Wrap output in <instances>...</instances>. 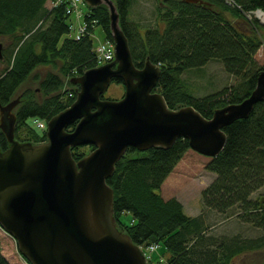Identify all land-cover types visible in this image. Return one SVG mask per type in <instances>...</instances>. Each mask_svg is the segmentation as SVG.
<instances>
[{
  "label": "trees",
  "instance_id": "obj_1",
  "mask_svg": "<svg viewBox=\"0 0 264 264\" xmlns=\"http://www.w3.org/2000/svg\"><path fill=\"white\" fill-rule=\"evenodd\" d=\"M49 1L53 0H0V38L6 37V51L10 52L3 54L6 67L0 72V102L7 103L30 77L38 82L45 96L37 102L28 94L21 95L15 138L22 142L45 141V133H36L26 122L33 118L49 120L67 108L75 99L74 90L65 88L76 87L70 79L99 66L91 37L94 26H101L105 39L112 41L104 5L85 8L83 20L88 32L76 40L68 29L70 15L65 5L48 9ZM113 1L134 65L141 68L149 58L161 68L156 90L170 109L190 105L209 119L215 109L240 103L254 90L258 74L264 70L255 58L264 40L256 20L249 21L244 14L264 11V0H231L233 7L225 0H200L206 3L204 6L192 1L164 0L162 8L157 3L164 27L149 28L144 34L128 20L133 0ZM225 12L234 20H229ZM212 60L221 62L235 80L234 85L203 97L192 95L181 75ZM39 68L49 69L42 76H31ZM113 82L122 85L120 80ZM223 131L225 146L206 165L215 178L201 193L203 208L216 211L224 220L236 217L261 229L263 235L244 239L239 235L211 234L207 231L213 225L202 213L188 216L181 202L175 198L165 200L160 195L162 183L189 150L186 139H178L169 149L138 151L129 147L106 182L113 190L118 228L136 245L157 244L169 254L155 252L152 260L162 258L164 264H232L237 256L264 248V197L252 198L264 186V99L254 105L247 118L233 121ZM6 148L0 133V149ZM92 148L74 147L72 157L77 161ZM122 215L129 216V222L121 221ZM0 264H9L1 249Z\"/></svg>",
  "mask_w": 264,
  "mask_h": 264
},
{
  "label": "water",
  "instance_id": "obj_2",
  "mask_svg": "<svg viewBox=\"0 0 264 264\" xmlns=\"http://www.w3.org/2000/svg\"><path fill=\"white\" fill-rule=\"evenodd\" d=\"M82 1L107 8L114 59L70 79L75 99L47 121L41 143L15 138L21 95L0 102V133L7 142L0 149V228L30 264H148L116 224L106 182L115 164L129 147L169 149L178 139L198 154L217 156L226 143L223 128L247 118L264 99V70L247 98L215 109L209 119L190 105L170 109L156 90L161 68L149 58L141 68L134 65L114 1ZM116 79L123 96L104 98ZM89 145V153L75 161L71 149Z\"/></svg>",
  "mask_w": 264,
  "mask_h": 264
},
{
  "label": "rangeland",
  "instance_id": "obj_3",
  "mask_svg": "<svg viewBox=\"0 0 264 264\" xmlns=\"http://www.w3.org/2000/svg\"><path fill=\"white\" fill-rule=\"evenodd\" d=\"M225 2L228 5L230 4L229 6L232 5L231 7L234 6L231 0H225ZM46 8H50L49 2L46 3ZM83 8L85 9V7ZM248 14L258 20L257 24L259 25V32L264 40V23L256 17V13ZM225 16L229 20H234L228 12H225ZM70 19L71 21H74V15L71 16ZM128 20L139 28L141 34H144L145 30L149 28L158 27L162 29L164 27L163 23L159 20L156 0H133L129 10ZM73 33L74 32L72 31L71 35H73ZM105 40V32L103 28L96 25L92 36L93 47L95 48L98 44L105 42ZM0 43L2 44V52L4 56L8 55L10 52L6 51V49L8 48L9 42L6 37H1ZM255 58L259 66H264V44L261 45ZM5 67L6 62L4 59H0V72ZM47 69L49 68H39L35 70L31 76L35 73L42 76L48 71ZM53 72L59 73L58 71ZM181 77L189 92L197 97L213 94L218 90L232 86L235 83V80L225 72L221 62L217 60H212L201 68L189 69L185 71ZM38 85V82L30 77L16 89L12 98L17 97L18 95L24 96L28 94L30 97H33L34 100L40 102L45 96L39 90ZM65 88L72 90L75 89V87L71 85H67ZM123 93V86L112 82L106 91L104 98L120 99L123 96ZM36 120L39 119H30L26 124L29 127L32 126V130L34 129L36 133L44 132L36 127V123L34 122ZM47 121V119L44 120L45 125ZM42 122L43 120L41 119V123ZM191 151L192 150L189 148V150L186 151L189 155H186V152L183 154L172 173L162 183L158 190L160 195L165 200L170 198L177 199L182 203L184 213L188 216L194 217L202 213L205 216L206 222L213 225L212 228H208L209 230L207 231L211 234L239 235L244 239L262 236L263 231L261 229L243 223L236 217L224 220L216 211L203 208L201 193L213 181L215 173L206 169V165L210 161L209 157ZM263 197L264 186L252 194L253 199L258 200ZM129 219L130 217L127 215L121 216V221L123 222H129ZM0 249L3 257H5L9 264H28L19 254L15 240L2 229H0ZM157 252H165L164 247H160ZM165 254L169 256L168 253L165 252ZM232 264H264V248L258 251L241 254L234 258Z\"/></svg>",
  "mask_w": 264,
  "mask_h": 264
},
{
  "label": "built area",
  "instance_id": "obj_4",
  "mask_svg": "<svg viewBox=\"0 0 264 264\" xmlns=\"http://www.w3.org/2000/svg\"><path fill=\"white\" fill-rule=\"evenodd\" d=\"M80 2L81 0H54L52 2V6L64 4L66 13L69 15H74L75 18L77 19L76 23H73L72 21H70L69 23V30L74 32L73 37L76 40H79L82 36L86 35V33L88 32V24L85 22V20H82L84 14L81 12V10L78 7ZM248 18L249 20H252L250 16H248ZM94 22H95L94 20L91 22V26H93ZM94 52L98 64L107 63L111 61L114 57L113 43L110 41H105L103 43H100L94 48ZM39 120L34 121L36 123V127L45 131L46 125L44 121L41 123V119ZM157 248H158L157 244H151L145 247L144 254L149 261L152 260V254L157 250ZM155 264H164L163 259L159 258Z\"/></svg>",
  "mask_w": 264,
  "mask_h": 264
},
{
  "label": "bare ground",
  "instance_id": "obj_5",
  "mask_svg": "<svg viewBox=\"0 0 264 264\" xmlns=\"http://www.w3.org/2000/svg\"><path fill=\"white\" fill-rule=\"evenodd\" d=\"M256 16L264 23V13H261L260 11H258Z\"/></svg>",
  "mask_w": 264,
  "mask_h": 264
},
{
  "label": "crops",
  "instance_id": "obj_6",
  "mask_svg": "<svg viewBox=\"0 0 264 264\" xmlns=\"http://www.w3.org/2000/svg\"><path fill=\"white\" fill-rule=\"evenodd\" d=\"M191 152H192V151H191ZM185 154H186V155H189V153H188V152H186Z\"/></svg>",
  "mask_w": 264,
  "mask_h": 264
}]
</instances>
